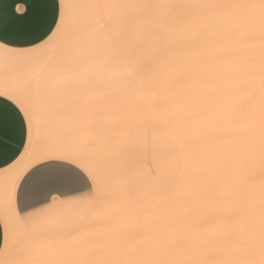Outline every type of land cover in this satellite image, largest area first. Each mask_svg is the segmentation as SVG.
<instances>
[{"label": "bare ground", "instance_id": "obj_1", "mask_svg": "<svg viewBox=\"0 0 264 264\" xmlns=\"http://www.w3.org/2000/svg\"><path fill=\"white\" fill-rule=\"evenodd\" d=\"M72 3L64 50L86 40L117 44L114 51L125 57L179 56L182 92L193 95L187 82L201 87L190 103L181 100L189 108L118 125L107 164L121 196L105 201V232L131 228L132 234L126 244L109 232L112 249L95 253L94 262L264 264V0H239L238 9L235 0ZM145 131L163 133L185 154L181 184L168 196H135L115 174L122 144Z\"/></svg>", "mask_w": 264, "mask_h": 264}, {"label": "rangeland", "instance_id": "obj_2", "mask_svg": "<svg viewBox=\"0 0 264 264\" xmlns=\"http://www.w3.org/2000/svg\"><path fill=\"white\" fill-rule=\"evenodd\" d=\"M235 1L238 9L239 0ZM59 2L58 23L43 43L24 55L0 49V92L18 101L28 125L23 154L11 170L7 168L0 176V218L4 231L0 264H96L95 253L112 249L110 233L119 235V242L126 243L131 228L111 229L109 233L105 232L109 229L104 224L106 199L121 196L107 164L111 147L119 136L118 125L129 119L124 123L132 126L149 116L171 111L173 115L179 106L191 107L190 99L193 95L197 97L201 89L187 82L188 93L193 95L190 98L186 91L182 92V84L178 82L184 78L181 75L184 68L179 56L125 57L114 51L120 47L117 44L86 40L69 44L64 50L62 37L71 24L74 8L72 0ZM12 56L13 60H9ZM85 71L86 81L69 80L71 73ZM166 76L173 83L168 89H164L165 83H172ZM181 100H187L188 105ZM59 150L75 156L72 163L90 174L92 189L76 198L53 200L34 213L20 216L13 206L19 179L40 162L65 160L59 157ZM180 151L182 176L185 154ZM90 165L94 167L93 174L86 168ZM179 182L175 186H180ZM173 191L174 188L162 196ZM177 210L175 207L172 212Z\"/></svg>", "mask_w": 264, "mask_h": 264}, {"label": "crops", "instance_id": "obj_3", "mask_svg": "<svg viewBox=\"0 0 264 264\" xmlns=\"http://www.w3.org/2000/svg\"><path fill=\"white\" fill-rule=\"evenodd\" d=\"M59 14V0H0V49L14 52L15 55H24L51 35L58 23ZM27 137L28 125L22 110L17 111L7 103L0 104V176L7 168L11 170L21 157ZM64 161L40 162L21 176L13 196L15 210L20 216L34 213L53 200L76 198L92 189L90 174L73 163L84 177L78 185L53 192L43 201L26 199V178L37 168ZM182 170L183 158L180 149L173 140L157 131H145L129 137L116 157L115 174L119 182L135 196L144 198L162 196L171 191L179 181ZM9 175L11 181V172ZM9 184L10 182L7 185ZM10 187L6 188L7 196ZM3 235L0 218V251Z\"/></svg>", "mask_w": 264, "mask_h": 264}, {"label": "snow or ice", "instance_id": "obj_4", "mask_svg": "<svg viewBox=\"0 0 264 264\" xmlns=\"http://www.w3.org/2000/svg\"><path fill=\"white\" fill-rule=\"evenodd\" d=\"M88 78L87 72H77L69 76L73 82H83ZM7 103L20 111L18 101L5 94H0V104ZM84 177L73 166L70 158H65L62 163H52L42 168H37L25 181L24 195L26 199L43 201L50 197L53 192L60 189L72 188L78 185Z\"/></svg>", "mask_w": 264, "mask_h": 264}]
</instances>
